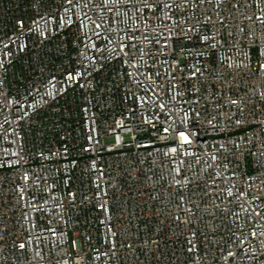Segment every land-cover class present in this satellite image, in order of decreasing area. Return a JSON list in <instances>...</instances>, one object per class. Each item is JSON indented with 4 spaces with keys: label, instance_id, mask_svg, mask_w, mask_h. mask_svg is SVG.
Listing matches in <instances>:
<instances>
[{
    "label": "built area",
    "instance_id": "2783aa9c",
    "mask_svg": "<svg viewBox=\"0 0 264 264\" xmlns=\"http://www.w3.org/2000/svg\"><path fill=\"white\" fill-rule=\"evenodd\" d=\"M0 264H264V0H0Z\"/></svg>",
    "mask_w": 264,
    "mask_h": 264
},
{
    "label": "snow or ice",
    "instance_id": "6c2138e0",
    "mask_svg": "<svg viewBox=\"0 0 264 264\" xmlns=\"http://www.w3.org/2000/svg\"><path fill=\"white\" fill-rule=\"evenodd\" d=\"M185 139H187V137H185Z\"/></svg>",
    "mask_w": 264,
    "mask_h": 264
}]
</instances>
